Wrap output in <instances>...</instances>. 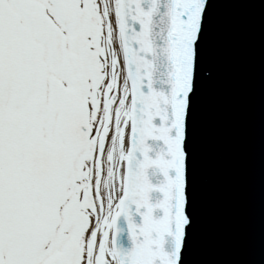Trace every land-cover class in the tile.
Wrapping results in <instances>:
<instances>
[{
	"label": "snow or ice",
	"instance_id": "1",
	"mask_svg": "<svg viewBox=\"0 0 264 264\" xmlns=\"http://www.w3.org/2000/svg\"><path fill=\"white\" fill-rule=\"evenodd\" d=\"M208 0H0V264H180Z\"/></svg>",
	"mask_w": 264,
	"mask_h": 264
},
{
	"label": "water",
	"instance_id": "2",
	"mask_svg": "<svg viewBox=\"0 0 264 264\" xmlns=\"http://www.w3.org/2000/svg\"><path fill=\"white\" fill-rule=\"evenodd\" d=\"M180 264H264V0H208Z\"/></svg>",
	"mask_w": 264,
	"mask_h": 264
}]
</instances>
